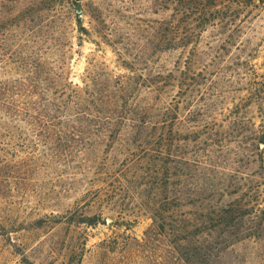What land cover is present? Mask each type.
Segmentation results:
<instances>
[{
  "label": "rangeland",
  "instance_id": "rangeland-1",
  "mask_svg": "<svg viewBox=\"0 0 264 264\" xmlns=\"http://www.w3.org/2000/svg\"><path fill=\"white\" fill-rule=\"evenodd\" d=\"M185 2L0 0V264H264V0Z\"/></svg>",
  "mask_w": 264,
  "mask_h": 264
},
{
  "label": "trees",
  "instance_id": "trees-1",
  "mask_svg": "<svg viewBox=\"0 0 264 264\" xmlns=\"http://www.w3.org/2000/svg\"><path fill=\"white\" fill-rule=\"evenodd\" d=\"M170 1H175L177 2V6L175 7L176 11L177 12H182L185 14H188V13H194L196 14L195 10H197L198 13H200V8L198 7L199 5H203V4H197V3H194V4H191V3H186L185 1L186 0H170ZM180 3V4H179ZM211 6V7H209ZM203 7V6H202ZM205 8H215L216 5L215 4H211V5H207V6H204ZM195 9V10H194ZM199 9V11H198ZM81 10V7L80 5H77L76 6V11H80ZM202 15H204V11L202 9L201 11ZM80 25V28L81 30H86L84 29V27H81V24ZM108 122L112 121V118H108L106 119ZM52 121V119H51ZM47 125L48 124H51L50 122L46 123ZM46 126V125H45ZM248 207V204H246L244 201L242 200H233V201H230L224 205H220L219 207H217L220 211H221V214H225V217L228 221H233L235 220V218L237 217V215L240 213V215H244V214H247L248 210H246ZM250 208V207H249ZM184 218L185 219H179L176 223L175 226L173 227H169V228H166L164 225V221L166 220L165 216L163 214H158V213H155V218H154V221L157 225L155 230H156V233H158V235H160V237H164V236H175L176 238H178V250L180 251L181 250V247L182 245L180 246V241L184 240V238H187L188 240L190 239V237H195L197 235H199L200 233H198L197 231L195 230H192L193 227L196 226V219H195V222H193L194 220L191 219L190 217H188L187 215L185 216L184 215ZM100 220V217H97V216H90V217H86L85 219V223L89 224V225H95L99 222ZM160 220V221H158ZM204 223V220L202 221ZM159 227V228H158ZM152 229V228H151ZM166 233L165 235L164 234H161V233ZM184 235H186V237H184ZM181 237V238H180ZM188 254L190 255L191 253H187L186 256L183 257V260H184V263L185 264H198L199 263V258L196 259V257H192V254L190 256H188Z\"/></svg>",
  "mask_w": 264,
  "mask_h": 264
}]
</instances>
